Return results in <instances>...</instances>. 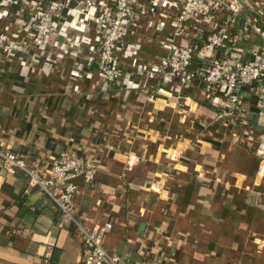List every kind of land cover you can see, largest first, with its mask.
Returning a JSON list of instances; mask_svg holds the SVG:
<instances>
[{"label":"crops","instance_id":"1","mask_svg":"<svg viewBox=\"0 0 264 264\" xmlns=\"http://www.w3.org/2000/svg\"><path fill=\"white\" fill-rule=\"evenodd\" d=\"M260 8L264 14V2ZM258 10L243 8L231 34L248 15L264 30ZM14 12L0 28L19 29L24 20ZM160 20L130 24L123 42L141 41L136 56L145 66L141 72L122 60L115 84L88 62L94 46L76 41L74 31L67 40L50 38L51 62L28 49L0 50V151L27 156L42 170L62 150L91 153L98 171L91 184L74 179V215L85 226L110 222L104 245L130 264H264V161L255 155L264 117L248 97L246 134L235 117L219 116L201 83L179 89L149 76L146 65L166 53L159 41L170 27L155 30ZM187 34L195 44L193 31ZM261 41L250 32L236 49L209 56H243ZM58 220L54 204L29 188L23 173H7L0 163V264H81L78 231L70 222L56 227Z\"/></svg>","mask_w":264,"mask_h":264},{"label":"built area","instance_id":"2","mask_svg":"<svg viewBox=\"0 0 264 264\" xmlns=\"http://www.w3.org/2000/svg\"><path fill=\"white\" fill-rule=\"evenodd\" d=\"M262 2L264 0H0V19L12 15L14 7L19 9L13 16L24 20L18 30L12 29L10 23L3 24L0 50L28 49L31 54H40L34 55L36 58L47 62L53 55L47 49L50 38L60 35L67 40L74 31L76 41L94 46L95 53L88 62L95 63L105 83L115 84L123 74L122 60L128 62L129 68L141 72L145 66L136 56L141 41L123 42L130 24L136 17L161 19L153 27L161 31L168 23L170 32L159 41L166 53L158 63L146 65L149 76H158L162 83H174L179 89L201 83L206 97L220 108L219 116L235 117L243 132L250 134L242 115L243 103L248 97L253 98L258 114L264 117V30L257 27L255 15L247 16L243 30L237 35L231 34L228 27L245 7L259 8L256 13L262 17ZM23 5L28 8L26 16L21 9ZM189 30L194 33L195 44L188 41ZM250 32L261 35L260 46L247 49L243 56L230 53L209 56L216 50L236 49L238 41H247ZM257 138L259 145L255 155L264 161V133ZM79 150L77 153L62 150L44 170L30 165L37 161L7 151H0V163L7 173H23L27 186L37 188L54 204L59 213L56 227L62 228L70 222L76 228L83 246L81 264H130L104 245L105 234L112 228L110 222L85 226L74 215L78 193L74 179L80 176L88 185L98 171L93 155Z\"/></svg>","mask_w":264,"mask_h":264},{"label":"trees","instance_id":"3","mask_svg":"<svg viewBox=\"0 0 264 264\" xmlns=\"http://www.w3.org/2000/svg\"><path fill=\"white\" fill-rule=\"evenodd\" d=\"M60 31L58 30L57 32H56V34H58Z\"/></svg>","mask_w":264,"mask_h":264}]
</instances>
